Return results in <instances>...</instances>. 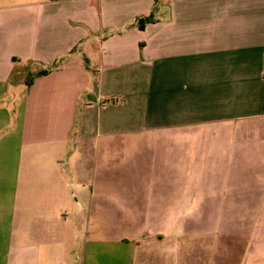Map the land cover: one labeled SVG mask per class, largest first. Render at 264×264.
Instances as JSON below:
<instances>
[{
  "label": "crops",
  "instance_id": "obj_1",
  "mask_svg": "<svg viewBox=\"0 0 264 264\" xmlns=\"http://www.w3.org/2000/svg\"><path fill=\"white\" fill-rule=\"evenodd\" d=\"M0 264H264V0H0Z\"/></svg>",
  "mask_w": 264,
  "mask_h": 264
},
{
  "label": "rangeland",
  "instance_id": "obj_2",
  "mask_svg": "<svg viewBox=\"0 0 264 264\" xmlns=\"http://www.w3.org/2000/svg\"><path fill=\"white\" fill-rule=\"evenodd\" d=\"M28 78H29L28 74H26L25 80H27ZM160 224H162V223L141 222L140 223V225H141L140 230L138 232L132 234V235H126V238H127L126 240H131L129 238L132 237L135 234L136 235L139 234V236L137 238H140V237H143V236H151L152 234H154V232L159 231L160 226H161ZM225 224H226L225 222L218 223V226L220 228H222V226L224 227ZM227 228H228V226H227ZM133 238H136V237H133ZM223 241H224V239H222V242ZM219 242H221V239H219ZM222 245H224V244H222Z\"/></svg>",
  "mask_w": 264,
  "mask_h": 264
},
{
  "label": "trees",
  "instance_id": "obj_3",
  "mask_svg": "<svg viewBox=\"0 0 264 264\" xmlns=\"http://www.w3.org/2000/svg\"><path fill=\"white\" fill-rule=\"evenodd\" d=\"M151 22V15H148L146 17L144 16H138L135 18L134 20V25L137 27V29L139 31H141L143 29V27L146 25V24H149ZM48 70L47 69H44L42 71H38L37 73H35L34 76H38V75H42V74H45ZM32 78L33 77H30L29 81L25 82V86L28 87L32 81Z\"/></svg>",
  "mask_w": 264,
  "mask_h": 264
}]
</instances>
